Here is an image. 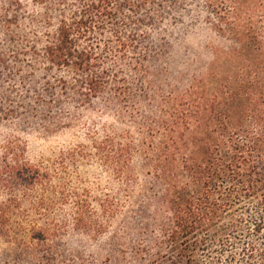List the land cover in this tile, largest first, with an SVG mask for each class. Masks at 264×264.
Returning a JSON list of instances; mask_svg holds the SVG:
<instances>
[{
  "label": "trees",
  "instance_id": "trees-1",
  "mask_svg": "<svg viewBox=\"0 0 264 264\" xmlns=\"http://www.w3.org/2000/svg\"><path fill=\"white\" fill-rule=\"evenodd\" d=\"M38 1L45 10L36 33L17 30L8 7L16 0H4L0 77L26 65L37 78L33 96L0 97V121L32 124L46 135L77 125L82 110L128 116L149 138L143 157L154 160L153 177L169 192L160 198L162 218L135 237H112L103 260L66 254L61 237L68 230L99 236L116 212L109 203L94 207L90 190L68 179L90 150L32 162L16 135H3L0 244L8 263L264 264V0H194L228 59L237 60L227 71L216 61L220 81L208 93L187 86L173 97L156 67L155 46L163 44L150 42L161 20L149 9L156 0ZM210 51L216 57L218 46ZM163 100L172 101L168 121ZM94 142L92 153L108 148L105 167L121 179L132 146Z\"/></svg>",
  "mask_w": 264,
  "mask_h": 264
},
{
  "label": "rangeland",
  "instance_id": "rangeland-1",
  "mask_svg": "<svg viewBox=\"0 0 264 264\" xmlns=\"http://www.w3.org/2000/svg\"><path fill=\"white\" fill-rule=\"evenodd\" d=\"M39 3L38 0H16L14 5H8L12 10L10 12L17 16L18 31L33 30L38 33L43 30L41 14L45 6ZM6 7L7 3L0 0V18ZM149 9L161 15L156 29L151 31L153 40L150 42L163 44V48L155 46L156 49L161 48L156 67L163 91L171 93V97L179 95L187 86H192L191 93L198 91L197 95L211 91L212 85L215 84H211V81H220L217 75L213 76L216 61L222 62V69L227 71L237 58L228 59L223 52L226 50V43L215 37L209 25L200 19L202 13L197 10L194 0H156V4L151 5ZM1 37L0 26V42ZM216 46L219 53L212 57L210 48ZM29 71L25 65L21 67L19 74L11 78L0 77V97L3 99L2 96L9 95L15 100L25 91L31 95L29 87L32 89L36 87L34 81L37 74L31 76ZM224 71L222 78L225 75ZM22 76L26 79L23 83L19 81V77ZM11 87L13 90L8 93ZM171 103L170 100H163L161 103L163 109L161 113H166L162 115L164 121L171 119L165 111ZM1 107H5V101ZM143 111L151 115L147 107H142L141 113ZM80 115L77 125L46 135L32 124L0 121V140L3 135H16L25 146L26 157L32 162L52 159L60 150L70 151L80 146L86 151L90 150L91 156L88 159L87 157L79 159L77 169L75 171L70 169L68 179L74 184L78 178L77 180L81 181L80 185L90 190L94 207H99L100 202L107 205L109 203L116 212L110 219L105 233L93 237L70 229L61 237V242L66 254L73 253L86 260L100 261L105 258L107 242L109 243L112 237L113 239L120 236L124 239L128 235L135 237L141 231V227L149 229L153 221L162 218L164 208L159 204L160 198L162 193L168 194L169 191L165 189L167 186L163 187L164 185L153 177L154 160H146L143 157V146L146 147L149 138H144L139 133L134 119L118 115L111 110L100 113L82 110ZM92 141L103 146L117 143L125 149L132 146L128 168L121 175V179L113 174L111 169L109 171L105 167L107 162L101 153H106L108 148L101 150L100 154L92 153L94 151ZM175 174L177 173L173 170L172 175ZM170 176L165 178L163 183L172 184ZM148 238L149 232L144 239ZM4 248L5 246L0 244V264H11L8 261L11 262L12 259L3 255Z\"/></svg>",
  "mask_w": 264,
  "mask_h": 264
}]
</instances>
